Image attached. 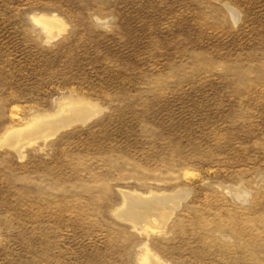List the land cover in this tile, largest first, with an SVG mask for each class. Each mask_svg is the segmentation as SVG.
Returning a JSON list of instances; mask_svg holds the SVG:
<instances>
[{"label": "rangeland", "instance_id": "obj_1", "mask_svg": "<svg viewBox=\"0 0 264 264\" xmlns=\"http://www.w3.org/2000/svg\"><path fill=\"white\" fill-rule=\"evenodd\" d=\"M151 260L264 264V0H0V264Z\"/></svg>", "mask_w": 264, "mask_h": 264}, {"label": "bare ground", "instance_id": "obj_2", "mask_svg": "<svg viewBox=\"0 0 264 264\" xmlns=\"http://www.w3.org/2000/svg\"><path fill=\"white\" fill-rule=\"evenodd\" d=\"M40 20H37L38 23L42 24V26L45 27L46 29H48L49 31L50 30L53 31L54 28H57V27L60 26L59 25L57 27H54V24H56V21H53L52 22V21H50L49 19H46V18L43 21H40ZM60 27H63V26H60ZM68 106H70V105H68ZM94 106H90V107H84L83 106L84 108H82V107L81 108H79V107L78 108H72V105H71V108L70 107L68 108V109H70L69 115H67V114H64L63 115L62 114L60 116L57 115L58 117L57 116L55 117V115H54V117H49V118L48 117H43V116L35 117V119H34L35 122L32 123V126L30 128L28 127L29 128V131H27L28 134L24 133V131H26L28 128L26 130L23 129L24 131L23 130L17 131L16 133L12 134L11 136L9 135V138H7L8 139V142H7V139H5L6 140V143H9V144L11 143V145H13V146L14 145H17V146H20L21 145L20 147H18V148H21V147H23L24 144L30 143V140L31 139H35V138H38L39 139V138H42V137L44 139V137L46 138V137H49V136H54V133H56V130L58 131V129L64 128V127L67 128V126L69 124H73L74 122H78L79 123V122L83 121L84 116H87L88 115L91 118L93 116L95 117V114L97 115V113H99V110L100 109L97 111L95 109L97 106L96 107H94ZM61 110L63 111V109H61ZM86 119L88 120V118H86ZM84 122H86V120ZM28 139H29V141H28ZM27 141H28V143H27ZM180 195H182V194H180ZM180 195H177V196L171 197V198L172 199H176ZM159 196H161V195H159ZM165 198H167V197H156V196H153L152 198H150L148 200H145V199H142L141 197H138V196H127V203H129V205H130V207L128 206L129 208H132L133 207V206H131V204H133V205L134 204L135 205L137 204V206H139L138 208L140 210L136 211L137 214L135 216V219L138 220V221H140V219L141 220H145L146 219L147 213H148V210H147L146 207H150L149 203H156L157 205L160 204V205H162V208L158 209V206L159 205L158 206L157 205H154L153 206L154 208L153 207H150V210L149 211H151V209H153V210L151 212V215L148 216V217L150 218L152 216H155L157 218V216H162L163 215V214H161L162 211H164V212L167 211V209L169 208V203H171V202L168 203V201L165 202V200H166ZM137 206H136V208H137ZM133 209H134V207H133ZM131 213H132V215L135 214L134 211H131ZM152 213H154L155 215H153ZM167 217H169V216H167ZM136 220H135V222L137 223ZM146 222H148V221H146ZM139 225H141V224H139ZM149 264H160V263L157 260H151V262Z\"/></svg>", "mask_w": 264, "mask_h": 264}]
</instances>
